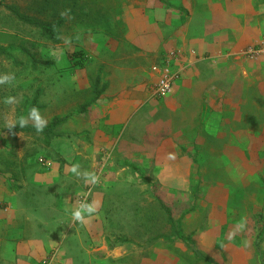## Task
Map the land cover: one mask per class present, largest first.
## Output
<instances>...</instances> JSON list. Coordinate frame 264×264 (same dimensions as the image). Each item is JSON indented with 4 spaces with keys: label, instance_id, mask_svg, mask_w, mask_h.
<instances>
[{
    "label": "rangeland",
    "instance_id": "obj_1",
    "mask_svg": "<svg viewBox=\"0 0 264 264\" xmlns=\"http://www.w3.org/2000/svg\"><path fill=\"white\" fill-rule=\"evenodd\" d=\"M116 1L0 0V76H15L0 84V178L23 189L25 182L34 184L37 173L47 174L50 183L42 186L47 196L34 195L45 206L62 199L65 218L72 219L81 203L96 202L105 241L92 251L107 264H264L263 81L250 85L253 114L244 116L256 130H239L247 124L237 125L229 114L224 136H201L194 109L186 116L191 140H179L185 142L180 155L168 138L177 134L184 116L171 109L167 97L153 94L148 79L138 89L133 81L123 83L115 68L103 66L104 60L128 57L120 44L112 53L104 43L106 35L119 31L111 25ZM11 7L50 26L61 21L56 35ZM105 70L113 79L107 89ZM212 85L216 82L204 81L201 87L211 91ZM126 94L129 100L122 101L132 102L134 114L112 126L119 108L112 103ZM9 96L16 102L5 103ZM210 101L214 105L216 99ZM198 102L195 96L190 100L193 108ZM33 108L46 126L56 116L64 120L52 132H37L30 120L23 131L7 130ZM41 157L52 165L41 164ZM74 165L81 173H95L98 183H86L72 171ZM172 232L175 238L165 239ZM182 235L191 237L194 250ZM72 247L71 242L67 248ZM61 253L67 255L62 248Z\"/></svg>",
    "mask_w": 264,
    "mask_h": 264
},
{
    "label": "crops",
    "instance_id": "obj_2",
    "mask_svg": "<svg viewBox=\"0 0 264 264\" xmlns=\"http://www.w3.org/2000/svg\"><path fill=\"white\" fill-rule=\"evenodd\" d=\"M258 6L259 0L115 2V22L111 25L117 26L119 31H111L104 43L112 53L117 51L116 45L120 44L128 57L126 62L104 60L102 63L123 75V83L132 84L133 81L138 89H144L143 82L147 79L151 82L154 75L151 65L159 62L171 48L182 49L187 58L192 60L173 92L166 98L171 109L177 115L184 116L179 122L181 125L176 128L177 134L168 138L169 146L180 155L185 142L179 140H191L192 130L186 116L194 109L197 111L196 122L201 136L205 132L224 136L227 133L224 128L229 123L225 116L229 114L235 116L232 122L236 120L237 125L241 122L247 124L246 127H238L239 130L257 129L251 125L255 122L244 116L253 114L251 108L254 104L250 103V99L254 96L250 85L258 82L257 79L264 83V75L261 74L264 70V54L250 58L244 52L250 44L257 45L264 38V22L260 21L264 16V8L260 6L259 10ZM193 49L204 56L194 58L191 53ZM225 75L227 78L223 77ZM108 76L105 70V89L113 82ZM204 81L216 82V85L211 86V91L203 90L201 85ZM224 84H228L227 90ZM240 86H246L247 90L241 92ZM110 90L112 88L107 97L111 96ZM124 91H127V87ZM138 93L134 94L140 96ZM194 96L199 100L195 108L190 103ZM125 98L129 100L128 94L112 103V106L119 107L115 111L116 118L112 126L122 125L121 122L129 121L134 114L129 104L132 102L122 101ZM212 99H216L214 105L210 101ZM239 159L237 155V164L240 163ZM46 175L37 173L34 184L25 182L23 189L19 186L15 188L7 178H0V264H42V260L48 257L49 264H107L105 259H97L92 251L97 241H105L102 234L104 226L98 220L99 215L88 214L81 223L64 217L62 199L59 205L52 203L47 206L37 201L41 196L34 194L46 195L42 188L43 183H50ZM35 190L36 193L33 192ZM47 207L51 215L45 213ZM175 235L172 232L164 237L170 240ZM184 236L187 235L179 239L194 250V244L191 247ZM71 242L76 244V248L68 250ZM61 248L67 255L61 253Z\"/></svg>",
    "mask_w": 264,
    "mask_h": 264
},
{
    "label": "built area",
    "instance_id": "obj_3",
    "mask_svg": "<svg viewBox=\"0 0 264 264\" xmlns=\"http://www.w3.org/2000/svg\"><path fill=\"white\" fill-rule=\"evenodd\" d=\"M264 52V38L255 46H248L244 52L247 57L256 58ZM194 58L203 57L196 50L191 51ZM192 60L187 58L186 53L179 48L169 49L163 58L151 65L154 74L151 80L152 92L156 97L164 98L169 96L177 83L188 69ZM41 164L51 166L52 162L45 157L39 158ZM42 264H49V257L42 260Z\"/></svg>",
    "mask_w": 264,
    "mask_h": 264
},
{
    "label": "clouds",
    "instance_id": "obj_4",
    "mask_svg": "<svg viewBox=\"0 0 264 264\" xmlns=\"http://www.w3.org/2000/svg\"><path fill=\"white\" fill-rule=\"evenodd\" d=\"M14 79H15L14 75L0 76V84L11 82ZM15 102H16V98L14 96H9L5 99V103H8V104H13ZM29 120L32 121L33 126L35 127L37 132L43 131V129L45 128L46 123H47L46 119L41 117L40 113L38 112V110L36 108H33L31 110V112L29 113L27 118H25L24 116H21L19 118L18 124L20 127H24L29 122ZM16 125H17V122L13 121V122L9 123L8 127L11 130V129L15 128ZM78 167H79L78 165H74L72 167V171L75 172L78 176L83 175L86 183H88V182H91L92 184L98 183L99 177L95 173H91V172H87V171L81 173L78 170ZM96 210H97L96 202H93L91 204L81 203L79 205V207L76 208L72 212V216H73V219L75 221H80L81 223H83L84 222V215L85 214H92V213L96 212Z\"/></svg>",
    "mask_w": 264,
    "mask_h": 264
},
{
    "label": "trees",
    "instance_id": "obj_5",
    "mask_svg": "<svg viewBox=\"0 0 264 264\" xmlns=\"http://www.w3.org/2000/svg\"><path fill=\"white\" fill-rule=\"evenodd\" d=\"M12 8V7H11ZM23 20L27 21V22H30V23H34V24H37L39 25L40 27H42L45 31L51 33V34H55L56 35V31L54 30L55 27L57 26H60L61 24V21H58L56 23L53 24V26H50L48 25V23L42 21V20H39L37 18H34V17H28V16H25V15H22L20 14L16 8H12ZM45 64H47L46 62H43ZM99 93L97 94V97H98ZM94 101V100H93ZM64 120V117H61V116H56L53 118V120H51V122L45 126V129L46 131H50L52 132L54 130V128H56L60 123L61 121ZM25 129V126L24 127H20L19 124L16 125L15 128L13 129H9V127L7 128L8 131H10L11 133H16V132H19V131H23ZM189 245H191V247H193V242L191 240V237L190 236H184L183 237Z\"/></svg>",
    "mask_w": 264,
    "mask_h": 264
}]
</instances>
